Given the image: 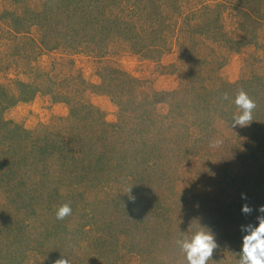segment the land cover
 <instances>
[{
  "label": "rangeland",
  "instance_id": "1",
  "mask_svg": "<svg viewBox=\"0 0 264 264\" xmlns=\"http://www.w3.org/2000/svg\"><path fill=\"white\" fill-rule=\"evenodd\" d=\"M3 98L0 264H186L198 222L208 264H237L264 205V0H0Z\"/></svg>",
  "mask_w": 264,
  "mask_h": 264
},
{
  "label": "clouds",
  "instance_id": "2",
  "mask_svg": "<svg viewBox=\"0 0 264 264\" xmlns=\"http://www.w3.org/2000/svg\"><path fill=\"white\" fill-rule=\"evenodd\" d=\"M223 99H229L227 93L223 94ZM234 104L239 111L233 115L231 125L233 127L249 126L254 120L253 112L257 107L256 102L241 88L235 94ZM124 194L130 202H135L136 196L132 191V186L126 188ZM241 197L247 199L244 193H241ZM241 210L245 215L253 212L252 207L247 203L242 206ZM257 211L259 213L256 217L258 224L249 223L241 226V230L246 234L242 238V249L237 264H264V205H260ZM71 212L70 204L63 203L56 210V218L63 220L71 215ZM176 245L184 254L186 264H208L214 252L219 248L212 230L199 222L195 228L181 232L176 239ZM53 264H71V261L61 256Z\"/></svg>",
  "mask_w": 264,
  "mask_h": 264
},
{
  "label": "trees",
  "instance_id": "3",
  "mask_svg": "<svg viewBox=\"0 0 264 264\" xmlns=\"http://www.w3.org/2000/svg\"><path fill=\"white\" fill-rule=\"evenodd\" d=\"M111 33H113V30H111ZM106 35L108 36V34H106ZM21 90H22V94H20L19 96H16V100L14 98L15 102H17L19 100H31L36 95V93L38 92V89L34 90V88H32L29 85H22ZM24 93H27V94L24 95ZM2 102H3L2 104L0 103V124H1V126H8V122L3 117V112H4V109L6 108L5 105H7V103H9V102L6 103L4 98H3ZM20 129L22 130L21 127H20ZM22 131L24 132V130H22ZM9 133H12V132H9Z\"/></svg>",
  "mask_w": 264,
  "mask_h": 264
}]
</instances>
